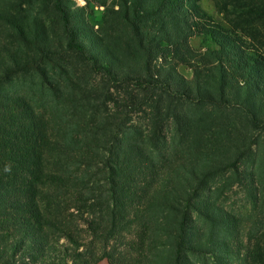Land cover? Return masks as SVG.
Segmentation results:
<instances>
[{
  "label": "trees",
  "instance_id": "16d2710c",
  "mask_svg": "<svg viewBox=\"0 0 264 264\" xmlns=\"http://www.w3.org/2000/svg\"><path fill=\"white\" fill-rule=\"evenodd\" d=\"M201 1L111 0L95 27L75 0H0V264H226L245 217V264H264V0ZM21 75L70 111L62 137ZM235 187L245 215L222 202ZM68 207L89 244L52 219Z\"/></svg>",
  "mask_w": 264,
  "mask_h": 264
},
{
  "label": "rangeland",
  "instance_id": "374dc122",
  "mask_svg": "<svg viewBox=\"0 0 264 264\" xmlns=\"http://www.w3.org/2000/svg\"><path fill=\"white\" fill-rule=\"evenodd\" d=\"M101 0H75L76 4L78 6H85L87 8V14L90 22L95 26L98 27L103 23V16L105 12L106 5L109 4L111 0H108L106 4H101ZM202 6L208 10L210 13H215L216 8L213 0H202L201 1ZM256 25V28L254 31L257 34V37L260 41L257 44L259 45L260 51L264 54V18H261L257 21V23L253 24ZM193 44L195 47H199L200 45V37L196 36L193 40ZM178 70L180 73H182L185 77L191 78L193 73L192 70L189 69L186 65H179ZM37 80L33 79L30 75H21L16 78V81L14 85H11L12 91L20 90V93H26V91H30L29 96L31 99H33L35 106L37 107V111L45 115L51 120L52 125V131L55 135L58 137H62L65 132L68 130L64 128L63 121L67 120L68 114L70 111H66L64 109V116L61 115V105H57L56 102H54V98L52 94H47L46 97L43 98V105L40 106L37 101V97L40 96L42 93L36 92V94H32L34 90H37L36 87ZM39 85V84H38ZM64 88V87H63ZM49 128V127H48ZM61 160L62 155L61 154H55L53 157L48 155L47 160L45 164L47 167L51 168L52 170L60 169L58 168L61 166ZM72 169L75 170V173L79 175H85L86 180L89 183V185L94 184L95 180L101 176L99 172H92L90 175L86 169V167H81L78 170L74 168V165H71ZM222 202L224 205L227 206L228 209L236 211L238 214L245 215L249 212L250 209V203L245 196V193L238 188H234L229 194V197L227 199H222ZM50 215V214H49ZM52 219L55 221L56 225L58 227L63 228H69L74 230L75 232H79L81 235V239L84 242V244L90 243V236L88 235L87 230V223L85 222V219L88 217L87 213H84L83 215L78 212V210L75 207H68L66 210L62 213L58 211H54L53 214H51ZM247 216V215H246ZM243 227L240 232V238H243L245 241L244 248H241V254L238 256H224L226 264H245V248L249 246V242L246 243V237L248 239L249 234V228L250 223L247 221L246 217L244 218ZM47 230L52 238L60 240V243H65L66 238L62 236L61 234L63 231L59 228H55V226L49 225L47 226ZM68 241V240H67ZM95 246L101 245V243L97 242L94 243ZM237 244L234 245L235 248H237ZM246 246V247H245ZM62 247V246H61ZM60 247V248H61ZM124 248V247H122ZM217 256H213L211 254H207L206 258H203V256H193L194 261H198L201 264H219V261H216ZM207 259V262H206ZM33 264H40V262H33ZM97 264H109L107 258H103L102 260L98 261ZM222 264V263H221Z\"/></svg>",
  "mask_w": 264,
  "mask_h": 264
}]
</instances>
